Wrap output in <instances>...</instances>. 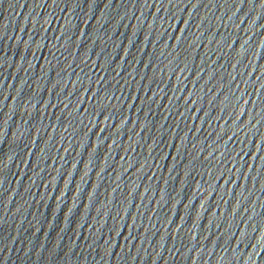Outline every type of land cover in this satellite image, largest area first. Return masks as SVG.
<instances>
[{
  "label": "water",
  "instance_id": "water-1",
  "mask_svg": "<svg viewBox=\"0 0 264 264\" xmlns=\"http://www.w3.org/2000/svg\"><path fill=\"white\" fill-rule=\"evenodd\" d=\"M46 264H264V0H73Z\"/></svg>",
  "mask_w": 264,
  "mask_h": 264
}]
</instances>
